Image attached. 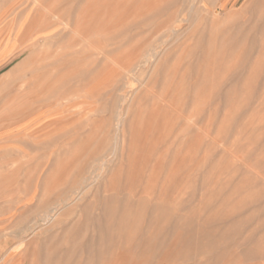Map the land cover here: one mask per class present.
Instances as JSON below:
<instances>
[{
  "label": "rangeland",
  "instance_id": "rangeland-1",
  "mask_svg": "<svg viewBox=\"0 0 264 264\" xmlns=\"http://www.w3.org/2000/svg\"><path fill=\"white\" fill-rule=\"evenodd\" d=\"M168 2L0 0V264H264V0Z\"/></svg>",
  "mask_w": 264,
  "mask_h": 264
},
{
  "label": "bare ground",
  "instance_id": "bare-ground-1",
  "mask_svg": "<svg viewBox=\"0 0 264 264\" xmlns=\"http://www.w3.org/2000/svg\"><path fill=\"white\" fill-rule=\"evenodd\" d=\"M181 0H172V3L170 4L169 2V4H170V6L168 7V8H164V9H162L161 8V6H160V8H161V11H160V9H157L156 8V12L158 11L159 13H158V15H159V20L156 22V23H152V24H154V26L152 25V29L149 31V34H148V36H147V40H146V42L148 41V40H150V39H152V41H153V43H155L156 41H158L159 39H161L162 37H163V35H164V33L165 32H168V31H171L172 29H174L177 25L179 26V22H182V17H181V21H177V16H178V9L177 8H175V6H179L178 4H179V2H180ZM231 1V0H230ZM188 2V1H187ZM248 2H249V0H248ZM248 2H247V5H248ZM180 3H182V2H180ZM234 3V2H233ZM251 3V2H250ZM163 4H165V3H163ZM183 4V3H182ZM185 4H187V3H185ZM181 5V4H180ZM246 5V4H245ZM163 6H165V5H163ZM186 5H184L183 6V8H186L185 7ZM181 7H182V5H181ZM187 7H188V5H187ZM173 8H175V9H173ZM202 8V7H201ZM179 11H182V9L180 8V6H179ZM187 9V8H186ZM200 9V8H199ZM185 10V9H184ZM153 11H154V14H156L155 13V8L153 9ZM150 12V11H149ZM235 12V11H234ZM183 13H185V12H183ZM148 15V17L149 16H151L150 14H147ZM180 15H181V13H180ZM187 15H188V13H187ZM192 15V14H191ZM189 16V15H188ZM142 18H144V17H142ZM180 18V17H179ZM150 19V18H149ZM145 20V19H144ZM185 20V19H184ZM137 22V21H136ZM191 22V21H190ZM142 23V22H141ZM151 25V24H150ZM142 29V28H141ZM143 30H144V28H143ZM136 31V30H135ZM174 31V30H173ZM145 32V31H144ZM132 33V32H131ZM138 34V33H137ZM140 34V33H139ZM145 34V33H144ZM171 34V33H170ZM179 35V34H178ZM111 37V36H110ZM115 37H118V36H115ZM114 37V38H115ZM138 37V36H137ZM166 37V36H165ZM195 37V36H194ZM169 38V37H168ZM133 39V38H132ZM142 39V38H141ZM108 40V39H107ZM164 40V39H163ZM178 40V39H177ZM128 41H129V39H128ZM151 41V40H150ZM168 41V40H167ZM182 41V40H181ZM127 42V41H126ZM131 42V41H130ZM160 42V41H159ZM177 42V41H176ZM187 42V41H186ZM153 43L152 42H150L149 44H147V47L145 48V50L143 51V54L141 53V56L140 57H138V58H136V60L134 61V62H132V60H130L129 62H127V63H125L122 67H121V69H122V72H121V75H122V77H126L127 78V76L129 75L130 76V74L131 73H133L134 72V70H135V67H137V65L139 64V63H147V61H150V58L151 57H153L155 54H157V50H156V47L153 45ZM168 44V43H167ZM175 44V43H174ZM146 45V44H145ZM161 45V44H160ZM166 45V44H165ZM164 46V45H163ZM184 46V45H183ZM187 46V45H186ZM116 48H118V47H116ZM144 48V47H143ZM157 49H158V47H157ZM168 49V48H167ZM179 49V48H178ZM112 50V49H111ZM181 50V49H180ZM185 50H186V48H185ZM106 51V50H105ZM104 51V52H105ZM109 51V50H108ZM111 52V51H110ZM160 52H161V50H160ZM159 52V53H160ZM179 52V51H178ZM177 52V53H178ZM162 54V53H161ZM166 54V53H165ZM173 55V54H172ZM176 55V54H175ZM174 56V55H173ZM172 56V57H173ZM181 55H179V57H180ZM159 57V56H158ZM167 57V56H166ZM178 57V56H177ZM185 57V56H184ZM183 57V58H184ZM157 58V57H156ZM174 58V57H173ZM167 59V58H166ZM175 59V58H174ZM178 59V61L180 60V58H177ZM173 60V59H172ZM156 61V60H155ZM158 61V60H157ZM175 61H177L176 59H175ZM181 61V60H180ZM126 62V61H125ZM187 62V61H186ZM154 63H156V62H154ZM163 63V62H162ZM173 63V62H172ZM136 65V66H135ZM154 65V64H153ZM172 65V64H171ZM149 66H151L150 64H149ZM161 67V66H160ZM149 68H151V67H149ZM164 68V67H163ZM162 68V69H163ZM172 68H175V67H172ZM161 69V68H160ZM159 69V70H160ZM164 69H166V68H164ZM163 69V70H164ZM179 69V68H178ZM148 70H150V69H148ZM177 70V69H176ZM175 70V71H176ZM161 72V74L162 73H164V72H162V71H160ZM174 72V71H173ZM145 73V72H144ZM149 73V72H148ZM134 74V73H133ZM157 74V73H156ZM160 75V74H159ZM133 76V75H132ZM170 76V75H169ZM176 76V75H175ZM121 77V79H123ZM149 77V76H148ZM183 77H185V76H183ZM125 78V79H126ZM133 78H135V77H133ZM160 78V77H159ZM162 78V77H161ZM176 78V77H175ZM163 79H164V77H163ZM127 80V79H126ZM160 80V79H159ZM165 80V79H164ZM177 80V79H176ZM175 80V81H176ZM132 81V80H131ZM183 81V80H182ZM125 82V81H124ZM127 82V81H126ZM129 82V81H128ZM165 82V81H164ZM167 82H168V80H167ZM130 84V83H129ZM128 83H127V85L126 86H128L129 85ZM154 84V83H153ZM156 84V83H155ZM160 84V83H159ZM163 84V83H162ZM183 84V83H182ZM169 85V84H168ZM125 86V87H126ZM131 86V85H130ZM141 86V85H140ZM160 86V85H159ZM179 86V85H178ZM136 88H138V87H136ZM162 88V87H161ZM183 88H184V86H183ZM125 89V88H124ZM153 89V88H152ZM154 90V89H153ZM159 90V89H158ZM182 90V89H181ZM124 91V90H123ZM126 91V90H125ZM124 91V92H125ZM183 92V91H182ZM157 93V92H156ZM171 93H173V92H171ZM189 93V92H188ZM157 95V94H156ZM159 95V94H158ZM187 95V94H186ZM125 96V95H124ZM163 96V95H162ZM145 97V96H144ZM143 98V97H142ZM187 98V96L186 97H184V100ZM188 98H189V96H188ZM101 99V98H100ZM157 99V98H156ZM168 99V98H167ZM170 99V98H169ZM190 99V98H189ZM187 100V99H186ZM170 101V100H169ZM189 101V100H188ZM143 102V101H142ZM146 102V101H145ZM173 103V102H172ZM115 104H116V102H115ZM185 105V104H184ZM175 106V105H174ZM173 107V106H172ZM179 107V106H178ZM182 107V106H181ZM180 107V108H181ZM125 108V107H124ZM126 108H127V106H126ZM174 108V107H173ZM116 111V110H115ZM126 112V111H125ZM179 112V111H178ZM180 112H181V110H180ZM115 115V114H114ZM189 119V118H188ZM127 141V140H126ZM107 156V155H106ZM105 156V157H106ZM98 159H101V157H99ZM97 159V160H98ZM102 161V160H101ZM97 162V161H96ZM95 163V162H94ZM97 164H98V162H97ZM90 166V168L93 166V164H92V166L91 165H89ZM94 166H95V164H94ZM92 167L91 169L89 168V170L91 171L93 168H94V171H95V167H97V166H95V167ZM88 169V168H87ZM93 170H92V172H94ZM89 173V172H88ZM83 174V173H82ZM85 174V173H84ZM96 174V173H95ZM93 175H94V173H93ZM92 175V176H93ZM84 176V175H83ZM95 176V175H94ZM79 178V177H78ZM91 178V176L90 177H83L82 179H83V182H86V181H88L89 182V179ZM87 182V183H88ZM82 183V182H81ZM72 188V187H71ZM69 189V190H71V194H73V195H75L74 193H80V191L82 190L81 189V187H80V185H79V187L78 188H73V189ZM65 189V188H64ZM67 190H64V191H62V193L60 192V194L57 196V197H55V203H56V206H58V205H60V203H64L65 201H67V198H69L68 196L67 197H64L63 199H61L62 198V195L63 196H66L65 194H67V192H66ZM78 195V194H77ZM72 196V195H71ZM72 198V197H71ZM75 198V197H74ZM52 199H53V197H52ZM77 199V198H76ZM74 201V200H73ZM50 202V200H47L45 203H44V205H42L43 206V208H44V211H43V213L40 215L39 214V217H40V220H46V218L49 216V214L56 208V206H53V207H48V204H50L49 203ZM72 202V201H71ZM62 206V205H61ZM59 210V209H58ZM56 213V212H55ZM54 214V213H53ZM52 214V215H53ZM52 215H50V216H52ZM207 236V235H206ZM207 238H209L208 240L210 241V237L208 236ZM213 238V237H212ZM107 242V241H106ZM104 243V242H103ZM216 240H211L210 241V250L211 251H214L215 250V248H216ZM114 247V246H113ZM219 247V246H218ZM100 248H101V246H100ZM99 249V248H98ZM102 249V248H101ZM113 249V248H112ZM100 250V249H99ZM106 253V252H105ZM243 254L244 255H246V256H249V257H251V256H254V252L252 251V250H250V249H245L244 251H243ZM242 254V255H243ZM106 255V254H105ZM99 256V253L97 254V256L96 257H98ZM104 256V255H103ZM261 257H262V255H261ZM99 258V257H98ZM101 259V258H100Z\"/></svg>",
  "mask_w": 264,
  "mask_h": 264
}]
</instances>
